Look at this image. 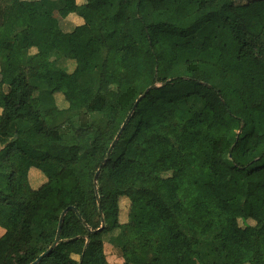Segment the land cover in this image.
Segmentation results:
<instances>
[{
	"label": "trees",
	"instance_id": "trees-1",
	"mask_svg": "<svg viewBox=\"0 0 264 264\" xmlns=\"http://www.w3.org/2000/svg\"><path fill=\"white\" fill-rule=\"evenodd\" d=\"M82 2L0 0V264H264V0Z\"/></svg>",
	"mask_w": 264,
	"mask_h": 264
},
{
	"label": "rangeland",
	"instance_id": "rangeland-1",
	"mask_svg": "<svg viewBox=\"0 0 264 264\" xmlns=\"http://www.w3.org/2000/svg\"><path fill=\"white\" fill-rule=\"evenodd\" d=\"M81 2H82V0H80ZM92 5H93V7H95L96 9H100L101 8V3H99V2H92ZM61 15L64 17V20L66 19V20H69L72 16H70L69 15V11L67 10V9H64L62 12H61ZM70 21V20H69ZM5 26H7V23H6V25ZM60 66H62L63 68H65L67 71H72L73 70V68H74V64H73V62H71V61H66V62H63L62 64H60ZM126 70V72H127V74L132 78V79H134V77H135V74H134V72L131 70V69H125ZM6 83H4V81H2V79L0 80V87H2L3 85H5ZM59 98V97H58ZM59 101H61V98H59ZM64 103L66 104V102L64 101ZM50 140L49 139H45L44 140V145H43V152L44 153H47V152H49L50 151ZM37 176V175H36ZM34 177V181H35V183H39V182H36V181H38V179H37V177ZM146 180V176L145 175H141L140 177H139V181L141 182V183H143L144 181ZM139 194H147V195H149V197H150V201H149V204H150V206L154 209V210H156V211H158V212H161L164 208H165V206H164V204L159 200V198L156 196V195H154L151 191H149L148 189H146L145 187H139V188H137V189H132L130 192H129V197L128 198H130L131 200H136L137 199V196L139 195ZM129 201L130 200H126V204L127 203H129ZM126 210H127V208H125ZM124 209V210H125ZM123 213H124V211H123ZM122 213V214H123ZM125 215H127V213H125ZM164 261H165V263H168V264H172L173 263V259H172V257H167V258H165L164 259Z\"/></svg>",
	"mask_w": 264,
	"mask_h": 264
},
{
	"label": "crops",
	"instance_id": "crops-1",
	"mask_svg": "<svg viewBox=\"0 0 264 264\" xmlns=\"http://www.w3.org/2000/svg\"><path fill=\"white\" fill-rule=\"evenodd\" d=\"M78 1V3L79 2H81L80 0H77ZM81 3H83V2H81ZM70 16H72L69 20H68V22L69 23H72L74 26H80V25H82L83 23H84V21L81 19V18H79V17H77V16H75V15H70ZM2 31L6 34V35H10L11 34V32H12V20H11V18L9 17V16H7V26H4L3 27V29H2ZM1 61V60H0ZM74 64V63H73ZM74 69H75V64H74V68H73V70L72 71H74ZM71 71V72H72ZM2 79V81H4V83H9L10 82V80L8 79V78H5L4 77V75H3V68H2V65H1V62H0V80ZM1 88H3V86L2 87H0V89ZM61 98V101L60 102H62L63 101V97L61 96V95H58L57 96V98ZM59 98H58V100H59ZM1 114H2V110H0V116H1ZM0 150H1V147H0ZM37 175V176H36ZM37 177V179H38V181H36V182H39V183H35V181H34V177ZM30 181H31V185H32V187L34 188V189H37L38 187H40L41 186V184L44 182V177L37 171V170H31V172H30ZM6 217H8V215H7V213H5V212H2V211H0V219L1 218H6ZM5 234V230L3 229V228H1L0 227V238L3 236ZM105 253H106V256H107V261H108V264H123L124 263V259L123 258H121L119 255H118V253L113 249V247L112 246H110V245H105ZM165 259V258H164ZM164 259L163 260H161V262L163 263H165V261H164ZM91 264H97V263H91Z\"/></svg>",
	"mask_w": 264,
	"mask_h": 264
},
{
	"label": "water",
	"instance_id": "water-1",
	"mask_svg": "<svg viewBox=\"0 0 264 264\" xmlns=\"http://www.w3.org/2000/svg\"><path fill=\"white\" fill-rule=\"evenodd\" d=\"M137 105H138V103L135 105L133 111L130 113V115H129L127 121L125 122V124H124L123 127H122V130H121V131L119 132V134L117 135V137H116V139H115V141H114V143H113V145H112V147H111L109 153L112 151V149L114 148V146H115L116 143L118 142V140H119V138H120V136H121V134H122V131L124 130V128H125V126H126L128 120H129V118H130L131 115L133 114V112H134L135 108L137 107ZM99 206H100V204H99ZM100 209H101V206H100ZM71 210H75V208H71ZM67 212H68V210H66V211L62 214V217H61V220H60V226H59V229H58V233H57V236H56L55 242L52 244V246L50 247V249H49L46 253H44L43 255H41V256H40V257H39L34 263H32V264H39V263L41 262L42 259H44L45 257L49 256V255L52 253V251L56 248V246H57L58 243L60 242V236H61V231H62V224H63V220H64V217H65V215L67 214ZM100 213H101V215H103L102 212H100ZM103 227H104V226H103Z\"/></svg>",
	"mask_w": 264,
	"mask_h": 264
}]
</instances>
